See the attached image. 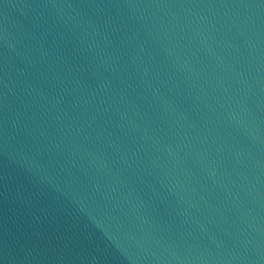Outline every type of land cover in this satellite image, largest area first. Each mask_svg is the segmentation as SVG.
Returning <instances> with one entry per match:
<instances>
[{
	"label": "water",
	"instance_id": "water-1",
	"mask_svg": "<svg viewBox=\"0 0 264 264\" xmlns=\"http://www.w3.org/2000/svg\"><path fill=\"white\" fill-rule=\"evenodd\" d=\"M0 264H264V0H0Z\"/></svg>",
	"mask_w": 264,
	"mask_h": 264
}]
</instances>
